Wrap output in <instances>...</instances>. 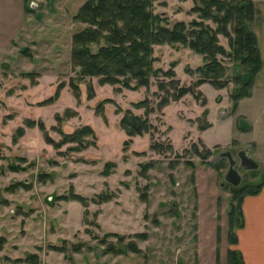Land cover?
<instances>
[{
	"label": "rangeland",
	"instance_id": "obj_1",
	"mask_svg": "<svg viewBox=\"0 0 264 264\" xmlns=\"http://www.w3.org/2000/svg\"><path fill=\"white\" fill-rule=\"evenodd\" d=\"M86 1L0 0V264H217L218 257L226 264L232 190L258 183L263 173L242 167L233 143L207 146L200 124L207 108L214 126L205 133L208 142L224 145L240 139L230 99L239 86L231 81L217 89L203 83L199 89L207 98L205 106L188 94L163 113L151 114L159 128L154 137L171 139L174 151H153L149 133L135 136L125 150L128 136L120 127L123 113L118 106L143 112L133 108V102L150 96L156 103L158 88L154 80L148 90L118 92L96 77L77 79L73 35L86 24L75 16ZM153 3L169 25L196 17L190 13L194 0ZM220 41L230 50L227 38L220 35ZM155 56L156 67L168 69L175 62L176 77L183 84L198 78L187 68L204 63L202 55L180 44L156 45ZM223 61L230 80L244 72L239 61L229 57ZM72 78L80 84V98L70 86ZM89 82L96 92L91 98ZM51 97L53 101L41 104ZM105 98L115 101L104 106L108 122L96 112ZM29 118L44 122L56 141L62 139L61 129L69 132L90 124L98 137L96 145L71 150L75 144L69 143L56 148L38 126L26 124ZM238 122L246 126L245 121ZM194 141L213 150L209 161L215 165L193 154L177 155ZM228 150L238 161V184L225 179L229 160L220 153ZM108 162L115 166L107 175ZM148 162L153 166L144 176L142 165ZM72 193L86 200L74 199ZM143 232L144 240L135 236ZM129 242L141 251L129 250Z\"/></svg>",
	"mask_w": 264,
	"mask_h": 264
},
{
	"label": "trees",
	"instance_id": "obj_2",
	"mask_svg": "<svg viewBox=\"0 0 264 264\" xmlns=\"http://www.w3.org/2000/svg\"><path fill=\"white\" fill-rule=\"evenodd\" d=\"M194 2L190 13H195L196 17L189 22L176 21L173 25H169L166 15L155 12L153 0H87L75 16L76 20L86 24L73 35L72 65L77 70L79 81L87 77H96L100 84L112 85L118 92L124 89L139 91L145 88L148 90L153 81H156L158 88L154 92V95L158 97L156 103L150 96L133 102V108L144 109L143 112L137 113L132 108L122 110L120 105L118 106V112L123 113L119 124L128 136L124 141L125 150L135 136L149 133L153 138L150 144L153 151L160 154L174 151L175 147L171 139L160 140L154 137V134L159 132V128L152 121L151 114L156 111L163 113L165 107L173 102H179L188 94L205 106L207 98L199 89L203 83H210L215 88L222 89L231 81L235 82L239 90L230 95L233 101L232 112L236 111L241 99L251 96L254 81L262 67L261 53L254 30L257 16L254 1L194 0ZM220 35L227 38L230 50L221 43ZM164 44H180L203 56L202 65L196 69L187 68L190 74H198V78L191 84H183L176 77L175 62L168 69L155 66L158 60L155 56V46ZM225 57L239 61L243 65L244 72L230 80L227 76V66L223 61ZM64 86L65 83L62 82L57 92L60 93ZM70 86L74 94L80 98V84L72 78ZM95 94L94 86L90 83L88 95L91 98ZM54 98L51 97L41 104L51 102ZM108 102L115 101L112 98H105L96 107V112L106 122L108 118L104 106ZM208 113L209 110L205 108L201 115V119H204V122L200 124L201 130L211 126L207 118ZM57 119L63 121L60 115H57ZM26 124L29 127L38 126L43 131L46 141L56 148L73 143L75 146H71L70 149L80 150L88 148L91 144L96 145L98 138L90 124L69 132L61 129L60 141H56L48 134L44 122H36L29 118ZM18 131L23 133L24 127L18 128ZM199 142L203 143L201 139ZM186 154H193L201 158L203 162L215 165L209 161L213 150L207 146L200 148L195 141L190 147L184 149V153L177 155L185 157ZM185 163L194 166L191 159H186ZM112 166H115V163L108 162L104 173L110 174ZM152 166V162L143 164L141 174L147 176V171ZM263 183L264 180H261L232 190L228 229V241L231 247L226 252V264H245L241 252L235 248L238 244L237 229L245 225L243 202L247 195L258 194ZM71 197L81 201L86 200L84 196L77 193H72ZM135 236L142 240L147 238L144 232L136 233ZM126 247L135 253L141 251L135 242H129ZM218 259L220 260L219 257ZM219 260L217 264H220Z\"/></svg>",
	"mask_w": 264,
	"mask_h": 264
},
{
	"label": "crops",
	"instance_id": "obj_3",
	"mask_svg": "<svg viewBox=\"0 0 264 264\" xmlns=\"http://www.w3.org/2000/svg\"><path fill=\"white\" fill-rule=\"evenodd\" d=\"M257 11L254 22V30L257 35L258 45L262 58V67L254 81L251 96L245 97L238 102L235 112L236 131L242 135L235 142H208L205 133L213 128L211 126L203 130L201 137L204 143L209 146H228L235 144L236 150L246 151L247 155L255 160L259 167L255 170L263 173L264 180V122L261 112H264V0H253ZM209 114L208 116L210 115ZM260 116L261 119L258 117ZM243 120L246 126H240L237 121ZM247 137H244V136ZM260 180V181H261ZM258 181V182H260ZM244 227L237 229L238 244L235 245L244 260L245 264H264V183L261 191L256 195H247L243 202Z\"/></svg>",
	"mask_w": 264,
	"mask_h": 264
},
{
	"label": "water",
	"instance_id": "obj_4",
	"mask_svg": "<svg viewBox=\"0 0 264 264\" xmlns=\"http://www.w3.org/2000/svg\"><path fill=\"white\" fill-rule=\"evenodd\" d=\"M220 155L226 156L229 160V168L226 172L225 179L232 181L234 184H238L241 180V176L236 169L238 161L233 157L230 150L220 153ZM238 158L240 159L241 166L244 168L255 170L259 167L258 163L249 157L246 151H238Z\"/></svg>",
	"mask_w": 264,
	"mask_h": 264
}]
</instances>
